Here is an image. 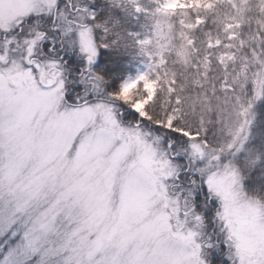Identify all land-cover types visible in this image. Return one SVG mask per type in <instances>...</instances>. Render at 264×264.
<instances>
[{"label":"snow or ice","instance_id":"6c2138e0","mask_svg":"<svg viewBox=\"0 0 264 264\" xmlns=\"http://www.w3.org/2000/svg\"><path fill=\"white\" fill-rule=\"evenodd\" d=\"M0 264H264V0H0Z\"/></svg>","mask_w":264,"mask_h":264}]
</instances>
